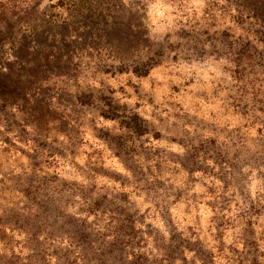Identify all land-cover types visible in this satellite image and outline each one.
I'll list each match as a JSON object with an SVG mask.
<instances>
[{
	"label": "clouds",
	"instance_id": "obj_1",
	"mask_svg": "<svg viewBox=\"0 0 264 264\" xmlns=\"http://www.w3.org/2000/svg\"><path fill=\"white\" fill-rule=\"evenodd\" d=\"M0 264H264V0H0Z\"/></svg>",
	"mask_w": 264,
	"mask_h": 264
}]
</instances>
